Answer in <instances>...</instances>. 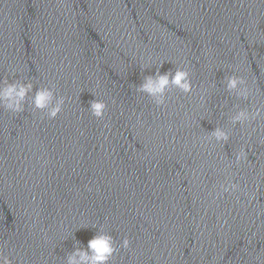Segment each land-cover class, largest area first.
<instances>
[{
  "label": "water",
  "instance_id": "obj_1",
  "mask_svg": "<svg viewBox=\"0 0 264 264\" xmlns=\"http://www.w3.org/2000/svg\"><path fill=\"white\" fill-rule=\"evenodd\" d=\"M185 67L191 93L171 87L157 106L136 91ZM231 75L248 99L226 91ZM5 80L64 98L52 119L27 100L0 106L12 264H65L101 228L117 247L108 264H264V0H0ZM218 126L227 142L209 138Z\"/></svg>",
  "mask_w": 264,
  "mask_h": 264
},
{
  "label": "clouds",
  "instance_id": "obj_2",
  "mask_svg": "<svg viewBox=\"0 0 264 264\" xmlns=\"http://www.w3.org/2000/svg\"><path fill=\"white\" fill-rule=\"evenodd\" d=\"M245 85V81L236 75L225 78V88L229 93H234L238 97L248 99L250 89ZM175 87L183 93H191L193 84L187 68H176L174 72H165L155 75L145 76L143 82L137 87L138 93L146 94L153 102L159 106L165 102V94L169 88ZM33 85L30 81L22 82L19 80L9 83L0 81V106L13 113L24 111L25 101H29L36 110L44 111L48 118L52 119L61 111L64 104L63 97H54L52 87L41 86L32 94ZM106 104L103 101L92 100L89 103V110L97 118H103ZM261 115V109L254 110L239 109L232 114L229 119L232 124H244L257 119ZM209 138H214L218 143L229 140L228 132L218 126L211 133ZM245 158L243 149L236 154V161L239 163ZM223 191H236L238 184L229 183L221 186ZM129 241L125 238L122 247L127 248ZM117 251V247L111 235L104 232L101 228L96 234L87 241L86 247H75L73 252L66 258L65 264H108L110 258ZM0 264H12L9 258L0 254Z\"/></svg>",
  "mask_w": 264,
  "mask_h": 264
}]
</instances>
